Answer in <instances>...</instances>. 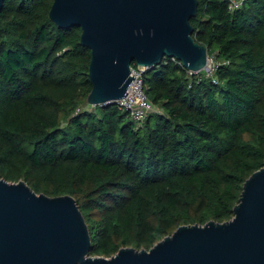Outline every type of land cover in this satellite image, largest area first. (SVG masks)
I'll return each instance as SVG.
<instances>
[{
    "label": "trees",
    "instance_id": "obj_1",
    "mask_svg": "<svg viewBox=\"0 0 264 264\" xmlns=\"http://www.w3.org/2000/svg\"><path fill=\"white\" fill-rule=\"evenodd\" d=\"M198 1L193 35L221 62L218 84L167 56L144 75L160 111L142 125L119 105H88L91 50L81 26L52 21L54 0L4 2L0 175L72 195L92 256L150 250L182 225L232 219L264 166V0L234 11Z\"/></svg>",
    "mask_w": 264,
    "mask_h": 264
},
{
    "label": "water",
    "instance_id": "obj_2",
    "mask_svg": "<svg viewBox=\"0 0 264 264\" xmlns=\"http://www.w3.org/2000/svg\"><path fill=\"white\" fill-rule=\"evenodd\" d=\"M5 0H0V14ZM198 0H54L50 18L81 26L91 50L88 105L125 98L135 75L167 56L201 72L209 52L193 35ZM232 219L182 225L148 249L90 255L92 236L72 195L38 193L0 175V264H264V166L250 176Z\"/></svg>",
    "mask_w": 264,
    "mask_h": 264
},
{
    "label": "built area",
    "instance_id": "obj_3",
    "mask_svg": "<svg viewBox=\"0 0 264 264\" xmlns=\"http://www.w3.org/2000/svg\"><path fill=\"white\" fill-rule=\"evenodd\" d=\"M230 5V9L232 11L241 8L246 2L251 0H225ZM165 59V58H164ZM180 65H183L180 60L176 57H173ZM229 63V62H225ZM221 62L217 61L214 56H210L208 58L207 65L203 68L205 76L207 78H212L215 84H218V81L215 77L216 72L218 71V67ZM150 69L137 65L136 67H132V76L135 75V78L129 87L128 95L125 98H121L116 100L115 104L119 105L124 111H127L130 115V118L138 122L139 125L145 123L144 121L150 116L152 112L160 111L159 108L150 101L149 96L147 94V90L144 86V75ZM191 74H195L197 76L200 75L201 72H194L190 70Z\"/></svg>",
    "mask_w": 264,
    "mask_h": 264
}]
</instances>
